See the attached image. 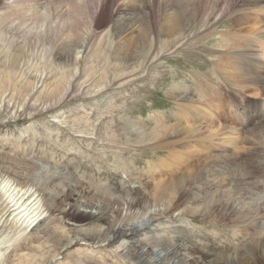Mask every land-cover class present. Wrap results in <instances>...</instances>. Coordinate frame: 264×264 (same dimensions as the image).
<instances>
[{"label": "bare ground", "instance_id": "6f19581e", "mask_svg": "<svg viewBox=\"0 0 264 264\" xmlns=\"http://www.w3.org/2000/svg\"><path fill=\"white\" fill-rule=\"evenodd\" d=\"M22 1L6 0L0 10V15L9 16V28L12 31H18L26 25L27 19L35 16L30 13L32 7ZM207 2V0L159 1L160 16L155 18L150 10L155 8V4L153 1L147 0L146 4L148 5L142 7L144 8L143 13L138 16L142 19L143 32L137 39H134L136 46L131 54L134 56L140 53L142 51L140 49L145 48L148 40L151 39L154 42V38H156L154 34L159 36V40H163L162 36L167 35L168 38H165L164 41L168 43L169 37L172 38L174 34L184 30V24L188 25L199 17L198 15L202 11L201 7L206 9L209 6V2L208 6ZM169 10H172L171 16ZM48 11L49 8L39 13L43 22L42 28L38 29L40 32L35 34L37 40H44L45 35L53 32L51 41L54 50L60 54V59L69 58L76 62L75 71L67 79L61 96L48 99L47 103L52 106L60 103L74 87V81L80 72V61L89 48L93 28L92 25H79L78 22L76 23L75 17L62 22L58 18H54L52 14H48ZM255 11L264 12V0H243L241 4L233 8L231 25L236 27V25L241 26L248 23V29L243 34L241 32L244 28H237L242 41L244 37L246 41L239 40L238 43L228 34L221 35V40L212 47L213 51L217 53L212 59L215 63L214 67L207 73L198 71L200 72L199 76L203 78L200 83L179 91L177 85L167 90L168 93L174 91L172 94L169 93V96L176 103L175 109L150 112L145 117L148 120L146 124H139L140 122L135 120L133 122L136 123L129 121L133 133L137 134L140 141L155 143V146L167 150V156L159 157L156 162H149L152 173L149 177L147 176L148 180L144 187L142 183L137 184L136 177L129 175V181L133 184L128 186L124 183L123 187L126 191L120 193L110 187L100 188V186L86 183L68 168L64 171L59 166L43 165L37 162H33V167L29 170V163H24L25 168L15 169L21 176L20 178L17 176L20 180L17 178L18 180L13 181L1 173L0 262L13 247V244L19 242L26 234L30 236L39 230H41L40 234L51 231L53 226L51 224L54 222L51 214H61L65 217L69 229L74 232L81 231L82 235H76L74 238L66 240L56 252L53 262L59 260V257L56 258L59 254L75 261V263L67 261L61 262V264H78L81 261L83 264H107L101 260V262L93 261L92 259L97 257L88 253L96 252V249L104 242H107L108 245H115L120 238L121 242L115 245L117 246L116 250L136 254L135 258L144 260L146 264H264V238L254 240L250 244L251 246L244 248V252L239 255L225 254L213 249L206 250L197 246L196 243L190 245V242H187L183 247L182 244L176 242V238L173 236L167 238V243L162 242L161 238L163 232L174 228L176 218L182 219L187 215L195 216L200 213L204 219L217 221L218 218L213 211L218 208L220 210L221 207L227 209L229 206H234L236 213H239L236 214L238 215L237 219L232 218L233 223L236 222L234 226H239V223L244 226L256 224L255 227L262 229L260 234L264 231V212L261 213L259 210V208L264 209V195L261 197L263 201L261 200L260 206L252 203L246 207L245 199L251 196H246L244 193L245 191L249 194L254 188L258 189L249 180V175L255 177L254 174L259 173L260 176V172L264 171V99H262L264 97V74L259 71L260 57L264 58V51L259 55V52L255 50L260 47L264 49V15ZM27 12L29 14L24 16ZM208 13L210 12L208 11ZM208 13L206 14L209 18L211 15L209 16ZM18 14H23L21 22L17 21L19 17L17 19L15 17ZM39 14L37 15L39 16ZM133 18L135 17L132 15L128 17L120 15L115 21V26H121L122 31L132 29L135 22ZM1 21L0 25L2 26L5 22ZM150 35L151 37H149ZM155 41L157 42V40ZM243 43L250 44L254 50L251 48L252 51L249 52V49L248 51L245 50L246 48L243 49ZM21 45L23 44L21 43ZM236 46L238 50L233 48ZM18 53L20 54V52ZM231 58L243 59V63L246 64H239L240 67H237V63ZM217 64H234L236 74H239L238 78L231 80L230 87H227L228 83L225 85L224 92L222 87L226 80L224 82L222 77V81L218 75ZM219 66L221 67V65ZM23 70L21 61L11 65L10 70L8 69L9 73L6 72L8 79L3 78L6 86L11 85L14 73L19 76ZM26 71L25 75L28 76ZM119 77L120 75H114V78L109 77L105 83H99L98 87H103L98 89L87 87L85 84L77 85L81 94L97 95L104 88L112 85ZM16 78L18 79V77ZM48 78L47 74L37 76L24 101L21 100L22 102L18 104L15 102V105H12V102L4 103L11 90L9 92L8 89L0 88V116L6 111L7 116L14 119L19 115L21 108L27 107L28 104L33 110L41 109L43 111L46 101L42 100L44 105L41 106L30 100H36L37 93L40 97L41 93L45 92L40 88ZM192 78L196 83L197 77L194 78L193 75ZM202 86L205 87L202 88ZM250 90L252 94L257 95L256 93H258L260 96L258 98L250 97L248 95ZM110 100L111 98L107 102ZM64 114L61 111L54 115V120L67 127L66 119L62 118ZM256 118L260 122H255L256 126L252 127ZM25 131L26 129L21 127L16 133L24 134ZM177 176H181V178L179 177L177 180ZM54 181L58 183H54ZM87 196H89L90 202L85 200ZM251 199L248 200L251 201ZM249 212L254 215L250 216ZM76 214H83L88 217V220L80 222L73 219ZM182 222L184 224L180 230L187 231L190 221L182 219ZM86 224L97 226L86 231L83 228ZM42 236L39 235V238ZM186 237L190 241V232L186 234ZM191 250L194 253L203 252L204 257L200 253L192 255ZM83 255H86L87 258ZM194 259H196V263L193 262Z\"/></svg>", "mask_w": 264, "mask_h": 264}, {"label": "rangeland", "instance_id": "374dc122", "mask_svg": "<svg viewBox=\"0 0 264 264\" xmlns=\"http://www.w3.org/2000/svg\"><path fill=\"white\" fill-rule=\"evenodd\" d=\"M5 1L0 0V10H2V5ZM146 1L23 0L22 2L28 3L32 7L30 13L35 16L27 19L26 25L18 31H12L9 28L10 20L8 15H0L1 22L6 24L0 25V68L2 67L0 69V88L8 89L9 92L11 90L4 103L12 102L11 104L13 105L15 102L18 104L24 101L26 94H28L29 90L31 91L32 83L37 76L47 74L49 77L40 88V90L45 91L41 93L43 97L41 95L40 99L37 93L35 96L39 101L37 99L38 102L34 99L30 100L41 106L44 105L42 100L46 101L43 111L41 109L33 110L28 104L27 107L21 108L19 115L14 117V119L7 116L6 111L5 114L0 116V174H5V177L8 176V178L16 181L21 176L15 169L25 168L26 165L24 163H29V170L33 167V162H37L43 165L59 166L64 171L68 168L86 183L100 186V188L110 187L120 193L126 191L125 187H123L124 183L128 186L133 184L129 181V175L136 177L137 184L142 183L143 187L145 186V182L148 180L147 176L149 177L152 173L150 172L149 162H156L159 157L167 156V150L163 147L155 146V143L140 141L137 134L133 133L129 121L133 122L135 120L140 122L139 124H146L148 120L145 117L150 112L161 109H175L176 103L169 96V93L172 94L174 91L168 93L167 90L175 85L178 86V91L185 89V87L190 88L198 85L200 80L203 79L199 76L200 72L207 73L214 67L215 63H213L212 59L217 53L213 51L212 47L215 46L217 41L221 40V35L228 34L231 38H234V41L239 43V40L242 41V39L237 28H244L241 34L248 29V23H244L241 26L236 25V27L231 25L232 10L238 4H241L243 0H207L211 8L207 2L209 8L203 9L201 7L202 11L198 15L199 17L188 25L184 24V30L174 34L172 36L173 39L169 37L168 43L164 41L165 38H168L167 35H163V40H159V36L154 34L156 37L154 39L157 42L155 40L152 42L151 39L148 40L145 48L143 47L140 49L142 50L140 53L133 56L131 53L134 46H136V40L134 39H137L139 34L143 32L142 19L138 16L143 13L142 10L144 8L142 7L148 5ZM150 1L155 4V8L150 9L151 13L155 15V18H159V1L166 2L168 0ZM48 8V14H52L54 18L56 17L62 22L75 17L76 23L78 22L79 25H92L93 28L89 48L80 61V72L74 81L75 85L68 96L60 103L55 104L56 106H50L47 101L50 98L61 96V91L64 89L67 79L75 71L76 62L69 58H66V60L60 59V54L54 50V45L51 41L53 32L45 35L44 40H37L35 34L40 32L43 22L39 13L46 11ZM169 11L170 13H168L171 16L172 10ZM255 12L264 15L263 11ZM206 13L209 16L211 15V17L208 18ZM28 14L27 12L24 16ZM120 15H125L126 17L132 15L135 17L133 18L135 22L132 29L122 31L121 26H115V21L118 20ZM15 17L16 19L19 17L17 19L18 22L23 20V14H18ZM18 25L21 26L20 23ZM244 40L245 37L243 38ZM166 46L167 49L165 48ZM242 46L247 51L249 49V52L254 50L253 47H250V44L243 43ZM233 48L238 50L237 46ZM164 49L166 50L163 51ZM255 50L259 52V55L264 51L261 47L255 48ZM260 58L259 64L261 67L259 71L264 74V58ZM231 60L237 63V67H240L239 64H246L243 63V59L231 58ZM18 61H21L24 67L23 72H21L23 77L21 75L16 76L17 73H14L11 85L7 82L9 86H6V82H3L4 79H8L6 72L9 73L8 69L10 70L11 65L18 64ZM219 65L217 66L218 75L221 80L222 77L224 78V82L226 80L222 87L224 92L225 85L228 83L227 87H230L231 80L238 78L239 74H236L234 64ZM25 71L28 76L25 75ZM114 75H120V77L112 85L97 93V95L81 94L79 91L77 84H85L87 87L98 89L103 87H98L99 83H105L109 77L114 78ZM193 75L194 78L197 77L196 83L192 78ZM14 76L18 77V79ZM204 87L202 86V88ZM248 93L253 98L260 96L258 93H256L257 95L252 94L251 90ZM109 98L111 100L107 102ZM105 102L107 103L105 104ZM61 111L65 113L62 118L66 119L70 128L62 126L54 120V115ZM258 121L259 119L256 118L252 127L256 126L255 122H260ZM21 127L25 128L26 131L24 134L20 133L18 135L16 132ZM90 137H93V139H90ZM263 173L264 171L260 172V176L259 173H255V177L249 175V180L258 189L254 188L253 193L249 194L244 191L246 196H251L245 199L246 207H249L252 203L257 206L262 204L263 200L261 197L264 195ZM181 176H177V180ZM54 183L58 182L54 181ZM117 185L119 186L117 187ZM261 190L262 192H260ZM258 195L261 196L259 197ZM87 197L85 200L90 202L89 196ZM252 197L254 199H251ZM248 199H251V201ZM233 207L229 206L227 209H225L226 207H221L220 210L218 208L213 211L214 215L217 216L216 218H218L217 221L204 219L200 216V213L195 216L187 215L182 218L183 221H190L187 231L180 230L184 223L182 219L176 218L174 228L163 232L162 242L167 243V238L173 236L176 238V242L182 244L183 247L186 246L187 242H190V245L191 243H196L197 246L206 250L213 249L225 254L239 255L244 252V248H249L254 240L264 238V231L260 234L259 232L262 229L255 227L256 224L244 226L239 223L240 225H235V227L234 223L236 222L233 223V219H237L238 215L236 214L239 213H236V208ZM230 208L233 209L231 210ZM259 210L261 213L264 212L262 208H259ZM248 214L251 216L253 213L249 212ZM51 217L54 218V222L51 224L53 225L50 229L51 231L46 234H40L41 230H39L36 234L30 236L26 234L25 237H22L23 239L21 238L19 242L13 244V247L10 248L11 250L9 249L0 264H44L45 262V264H61V262L67 261L75 263L74 260L66 258L63 254L56 256V258L59 257L56 262H53V259L65 241L74 238L76 235L82 236L81 231H71L65 222V217L61 214H51ZM73 219L85 222L88 217L83 214H76ZM95 226L97 225L86 224L83 228L88 231ZM188 232L191 235L190 241L186 237ZM48 233L49 235H47ZM39 235H43L40 237L41 239ZM253 237L255 238L253 239ZM120 242L121 238L115 245ZM106 243H102L96 249V252L91 251V254L89 252V255L97 257L94 258L96 260L90 259L96 262L101 260L107 264H146L144 260L136 259V254L117 251V246ZM191 253L192 255L200 253L204 257L203 252L194 253L192 251ZM83 256L86 257V255ZM193 262L196 263V259ZM78 264L83 263L81 261Z\"/></svg>", "mask_w": 264, "mask_h": 264}]
</instances>
